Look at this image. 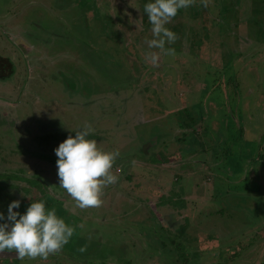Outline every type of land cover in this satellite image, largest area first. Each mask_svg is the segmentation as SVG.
Masks as SVG:
<instances>
[{
    "label": "rangeland",
    "instance_id": "374dc122",
    "mask_svg": "<svg viewBox=\"0 0 264 264\" xmlns=\"http://www.w3.org/2000/svg\"><path fill=\"white\" fill-rule=\"evenodd\" d=\"M146 2L0 0V44L12 45L8 53L20 61L14 64V83L5 88L17 101L26 100L19 106L27 127L21 132L37 133L42 125L36 119L54 131L30 137L18 152L30 162L24 167L32 179L30 197L41 198L42 188L35 185L46 183L33 176L42 170L36 167L39 159L55 163L53 148L85 123L92 129L88 139L102 150L119 151L112 171L121 170L103 190L102 204L79 213L81 232L73 229L59 253L43 261L18 260L13 250L4 253L7 264H119L118 258L123 264H249L264 253V0H205V7L178 10L165 25L177 37L171 55L147 47L152 33ZM24 39L34 46L26 59ZM151 53L158 55L155 64L145 59ZM113 55L119 56L116 74L104 70ZM224 61L231 66L222 72ZM19 71L28 79L26 97H16L22 93ZM128 76L139 89L156 81L145 88L141 104H129L138 95L128 88ZM175 104L183 107L165 122ZM137 111L159 117L134 125ZM13 128L16 139L19 128ZM178 130L183 139L175 144ZM4 139L7 143L10 135ZM175 145L188 149L178 153ZM17 161L16 155L10 158L13 174ZM2 188L11 187L0 184V212H5L16 194ZM29 191L23 192L26 198ZM20 207L13 210L22 214ZM49 208L69 225L77 221L60 207ZM85 233L89 243L81 244ZM245 244L251 247L239 258L238 245ZM225 246L238 256L224 258L218 249Z\"/></svg>",
    "mask_w": 264,
    "mask_h": 264
},
{
    "label": "clouds",
    "instance_id": "9594fccd",
    "mask_svg": "<svg viewBox=\"0 0 264 264\" xmlns=\"http://www.w3.org/2000/svg\"><path fill=\"white\" fill-rule=\"evenodd\" d=\"M192 3L193 0H148L143 5L152 33V39L146 40L149 49H158L162 55L174 52L165 45L174 43L176 34L165 25L179 9ZM157 58V53L145 55L152 64ZM91 131L85 123L74 136H67L53 148L58 184L81 209L99 207L103 190L119 179L112 171L119 151L99 148L95 140L87 138ZM19 206L18 200H12L6 211L0 212V252L14 250L18 260H45L68 243L73 227L54 208H46L44 200L31 201L22 214L13 210Z\"/></svg>",
    "mask_w": 264,
    "mask_h": 264
},
{
    "label": "flooded vegetation",
    "instance_id": "af4514ba",
    "mask_svg": "<svg viewBox=\"0 0 264 264\" xmlns=\"http://www.w3.org/2000/svg\"><path fill=\"white\" fill-rule=\"evenodd\" d=\"M25 41L27 44L23 43L25 48H24V51H21L22 52L21 55L23 57L25 56V59H26L28 49L30 50L33 48L31 47V45L29 44V42L27 40H25ZM9 49H10V51L13 49L12 45L10 46L7 43L6 44H0V137H1V143H2V146H0V161H2V164L0 165V174L3 177H8V178H11L15 174H19V176H18L19 179H16L14 181L5 180L2 178V176H0V178H2V180L0 179V184L4 183V184L10 185L11 191L2 188V192L5 193L6 191L7 192L13 191V193L16 194L14 196L15 199L20 202V206H21L20 208H24L28 204V200L33 198V197H30L31 192L29 191L30 186H32L30 183V181H32V179H31V176L27 177V175H25L26 173H29V171H25L24 167L27 168L28 167L27 165H30V162H28V163L26 162L27 161L26 154L22 155L18 152H24L25 147H23V143H25V141L27 139H29L30 137L38 136L39 138H42V136L45 137V136L51 135L52 133L54 134V131L52 132L51 131L52 129L49 128L48 131L43 132L39 128L37 130V133L34 132V134H33V130H31L30 133L28 132V134H25L24 131L21 132V128L23 129L24 127L25 128H27V127L25 124H21V121H22L21 118H23V114L19 111V106L20 105L25 106L26 100L24 101L22 98V99H20L21 102L17 101L16 100L17 98L12 97V95H7L6 90L8 91V89L5 88V87L8 88L10 86V83L11 84L14 83L12 80V78L15 77L14 76L15 75L14 74V69H15L14 64H18L20 62V61L18 62V60L13 57L14 54H12L11 52L8 53ZM26 82L28 83V79H25V75L23 76L22 73L20 72V75L18 76V80H17V84H19V86H17V87L21 88L20 92L22 91V93H17L16 97H20L22 94H23V96H25L26 92H24V87L26 86ZM15 125L18 126V128H19L18 135H17L18 138H16L17 140L12 137V130L14 129L13 127ZM8 135H10V140L7 143H5L4 137L8 136ZM14 155L17 156V160H18L16 163L17 164L16 169L13 170L16 172L18 171V173H15V174H13L11 172V167H8L11 165L10 164V158ZM13 164H15V163H13ZM47 164L48 165L46 166V170H47L48 176L46 178V183H43V187L35 185L38 190H41V188H42V191H41L42 197L37 198L35 200H44L46 208H49L50 206L54 205V206L60 207L62 210H64V213L65 212L66 213L71 212V214H72L73 210H76V209L78 210V207L76 206V204L72 200V198L59 186L58 177H57V175H55V172H54L56 167L52 165L53 163L47 162ZM120 173H121V170L119 168H117L115 171V175L118 176ZM25 190L29 191L27 198L23 194V192ZM19 192L22 193V196L20 198H16L18 196ZM104 195H107V193L102 194L100 198L105 197ZM163 221H165V220H163ZM78 222L82 223L83 220H78ZM86 242H88V241L83 240L80 243L85 244ZM69 243H70V241L68 242V244ZM68 244H65V245H68ZM218 246L215 245V247H218ZM88 247H90V244L88 245ZM250 247H251V244H245L243 246L238 245V249H239V253H240L239 258L241 256H243V254L245 252H247L249 250L248 248H250ZM83 248H85V247H83ZM188 249H190V247L187 248V250ZM218 250H219V252H222L221 255H223L224 258H225V256L228 255V253H231L234 257L238 256V253L235 252L233 249H231L230 246L229 247L228 246L220 247V249H218ZM57 253H59V252H57ZM87 253L88 252H86V254ZM245 255H247V254H245ZM13 256L15 257L16 254H14ZM255 256H253L251 258H254ZM50 257H52V255H50L49 258ZM223 257H221V258H223ZM256 258L258 260H260L261 258L264 259V253L257 255L253 260L251 259L249 264H256ZM55 259H56L55 256H53V258L49 259L50 263H53L55 261ZM223 259H221V260H223ZM258 260H257V262H259ZM82 261L83 260H76V261L71 260L68 263L69 264H77V262L81 263ZM118 261H119V264H123V261L120 260L119 258H118ZM219 262H220V260H216V264H218ZM262 263L263 262L258 263V264H262ZM0 264H7V260L5 259L4 253L0 254ZM92 264H93V262H92ZM116 264H118V263H116ZM124 264H129V262H126V260H125Z\"/></svg>",
    "mask_w": 264,
    "mask_h": 264
},
{
    "label": "crops",
    "instance_id": "0c3cea01",
    "mask_svg": "<svg viewBox=\"0 0 264 264\" xmlns=\"http://www.w3.org/2000/svg\"><path fill=\"white\" fill-rule=\"evenodd\" d=\"M237 2H238V0H237ZM205 0H193V3L189 6V7H195L196 9H197V7H205ZM230 5L231 6H233V4L232 3H230ZM180 10V9H179ZM196 12V11H195ZM175 43V42H174ZM174 43H172V44H174ZM171 44V45H172ZM33 45V44H32ZM166 46V48L167 47H170V45H165ZM34 47V46H33ZM32 47V48H33ZM226 49H228V48H226ZM229 52V51H228ZM228 54H230V52L228 53ZM116 58H119V56H115V55H113V56H111L109 59H107V61H105L106 63H105V71H108L109 70V73H111V74H116L115 72V70H116V68L118 67V65H117V62H116ZM216 60H217V58H216ZM107 62H116V64H114V65H109ZM225 62V61H224ZM223 62V64L222 65H224V69H222V72L224 71V70H226V68L227 67H229V66H227V65H230L231 66V62H232V59H231V62H228V63H224ZM221 63H219V64H217L216 66H217V68H222L221 66ZM107 66H110V67H107ZM128 79H130L131 81H130V84L128 85V88H131V87H133L132 89H131V92H133V91H135V94L136 95H138V97L137 98H135L134 100H132L131 102H129V104H131L132 102H134V103H137L138 102V104H141V101H142V95H144V93H145V95H146V93H147V89H145V88H151L153 85H155V86H157V84L155 83L156 81L154 80V81H150L149 83H147L146 84V86H143V87H141V85H140V89L138 88L139 86H138V82L137 81H133L132 79H131V76H128ZM226 79H228V82H229V80L231 79V77L230 76H228L227 75V78ZM135 84H137V87H135ZM135 87V88H134ZM153 89V91L157 94L158 93V88L157 87H155V88H152ZM144 92H143V91ZM161 91V90H160ZM161 93H163V92H161ZM159 95L160 94H158V97H159ZM137 101V102H136ZM148 100H145V103L147 102ZM147 104V103H146ZM150 106H151V103H150ZM183 107V104L182 105H177V104H175L174 105V107L172 108V107H170V111H167L166 113H165V115H164V120H165V122H167L166 121V118H165V116L167 115V114H174L173 112L177 109V108H179V109H181ZM115 112V111H114ZM113 113V112H112ZM115 114H116V112H115ZM115 114H114V116H115ZM121 114V113H120ZM120 114H118L117 113V115H118V117H120ZM135 119H136V121H133V124L134 125H136L137 123L138 124H140V123H143V121H146V120H151V119H153L154 117H159L157 114H152V113H149V115L148 114H146V113H142V111H137L136 113H135ZM37 121H38V123L40 124V125H42V126H39V128H40V130L41 131H43V132H46V131H48V129H49V127L48 128H46V124H45V122H42V121H40L39 119H36ZM168 132L167 131H165V132H163L162 133V136L164 135L165 137H167L168 135ZM182 134H180L179 133V130H178V132L175 134V135H173L172 137V140H171V142L172 143H175V144H179L180 143V141H181V139H183L182 138V136H181ZM161 140H163L162 138L161 139H158L157 141H155L154 143L156 144V142H158V141H161ZM164 141H166V140H164ZM193 142H197V144H198V142L199 141H197L196 139L193 141ZM154 144V145H155ZM175 147L178 149V145H175ZM180 147H182V146H180ZM152 148H153V146H152ZM184 149H188L187 148V145L184 147ZM184 149H178V153H180V152H183V151H185ZM171 151H173V150H171ZM148 152V151H147ZM176 152V151H175ZM167 155H169V154H167ZM188 155V154H187ZM190 157V156H189ZM260 159L262 158V156L260 155V157H259ZM258 158V159H259ZM42 162V163H41ZM217 164H219V163H217ZM48 164H47V162H44L43 160H40L39 159V161H38V164H37V168H42V170H38L37 168V173H35L33 176H35L36 175V178H39V179H43V178H47V176H48V173H47V170H46V166H47ZM53 166H55L56 167V165H55V163H53L52 164ZM182 167L183 168H186L187 166L184 164V165H182ZM212 168H213V170H214V172L218 169V166H215L214 165V167H213V165H212ZM226 168H228L227 169V172H229L230 171V169H231V166H229V167H226ZM232 170V169H231ZM54 172H55V175H56V168H55V170H54ZM43 177V178H42ZM210 179H211V177H210ZM29 200H32V199H29ZM28 200V204L26 205V207L31 203V201H29ZM34 200V199H33ZM35 201V200H34ZM26 207L24 208V209H26ZM93 209V208H92ZM77 210V209H76ZM78 212H72V214H71V212H69V213H67V214H69V216H73L77 221H75V222H71L70 223V225L73 227V229L75 230V231H78V233L80 234V232H81V228L78 226V224L80 223V222H78V220H81V217L79 216V213L80 212H83V211H85L86 213H88V209H86V210H84V209H79L78 208V210H77ZM89 214V213H88ZM72 237V236H71ZM80 237H82V239H84V241H88L89 242V234L88 233H85L84 235L83 234H81V236ZM13 251V250H12ZM7 252H10L9 250H4L3 252H0V254H3V253H7ZM13 253V252H12ZM15 254V253H14ZM111 257V256H110ZM107 259V258H106Z\"/></svg>",
    "mask_w": 264,
    "mask_h": 264
},
{
    "label": "water",
    "instance_id": "95a60500",
    "mask_svg": "<svg viewBox=\"0 0 264 264\" xmlns=\"http://www.w3.org/2000/svg\"><path fill=\"white\" fill-rule=\"evenodd\" d=\"M143 151H144V148H143ZM146 153V152H145Z\"/></svg>",
    "mask_w": 264,
    "mask_h": 264
}]
</instances>
